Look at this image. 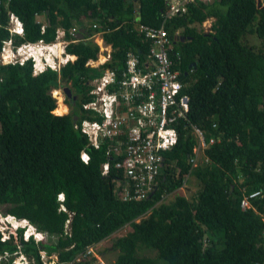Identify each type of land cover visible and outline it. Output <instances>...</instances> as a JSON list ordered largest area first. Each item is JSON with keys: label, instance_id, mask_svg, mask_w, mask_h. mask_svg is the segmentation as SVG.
<instances>
[{"label": "trees", "instance_id": "obj_1", "mask_svg": "<svg viewBox=\"0 0 264 264\" xmlns=\"http://www.w3.org/2000/svg\"><path fill=\"white\" fill-rule=\"evenodd\" d=\"M166 1L9 0L5 7L2 0L0 23L6 25L10 11L23 26V38L13 37L15 45L52 42L58 26L66 31L77 26L89 34L90 25L98 24L108 29L103 38L118 61L129 50L139 52L141 61L146 44L129 23L162 27L171 39L170 56L178 54L176 68L189 102L187 128L180 126L177 144L162 154L157 190L143 200L123 201L114 184L123 176L114 167L122 155L107 157L104 144L94 149L73 128L84 117L79 104L89 101L87 81L97 74L84 67L96 57V46L78 41L65 48L75 60L61 69L59 81L72 85L77 107L62 116L53 114L56 104L49 94L58 87L56 73L34 77L30 62L0 64V207L54 239L45 244L19 239L21 251L35 264H43L41 250L56 253V264L69 262L127 224L129 232L113 244L119 250L113 264H159L138 256L139 244L155 251L162 264H264V103L257 102L264 100V0L197 2L170 19L162 18ZM37 14L46 19L43 34ZM208 19L210 31L199 30L197 25ZM250 33L260 41L257 51L242 42ZM7 37L0 28V47ZM190 126L204 134L206 146L204 163L191 169L197 190L187 198L181 192L188 189L187 159L195 146ZM82 151L88 154L86 163L80 160ZM105 162L109 169L103 176ZM253 191L259 196L242 210L243 195ZM167 195L170 200L162 198ZM17 249L12 239H0V255Z\"/></svg>", "mask_w": 264, "mask_h": 264}, {"label": "built area", "instance_id": "obj_2", "mask_svg": "<svg viewBox=\"0 0 264 264\" xmlns=\"http://www.w3.org/2000/svg\"><path fill=\"white\" fill-rule=\"evenodd\" d=\"M214 0H167L162 18L170 19L178 13H184L188 4L197 2L210 4ZM9 0L4 3L7 6ZM2 4V0H0ZM197 25L198 29L206 30ZM210 27V25H209ZM95 28V25H93ZM132 28L138 33L139 40L146 44L144 58H139V52L129 50L123 61L114 57L110 45H105L99 33H91L90 37L99 47L97 57L89 59L84 67L87 72H96L87 81V96L89 101L80 103L79 113L83 119L77 122L73 128L81 134L86 135L89 143L94 149L101 145L106 146V156L110 154L122 155L120 161L114 167L121 169L123 176L114 181L118 196L123 201L143 200L154 193L159 186V179L163 174V153L170 151L178 141L180 126L186 129L189 123L187 114L189 112L188 97L182 93L183 85L179 80V71L176 68L177 53H173L171 39L166 30L154 28L143 24H133ZM6 29L11 34L22 32L20 22L8 12ZM43 31V27L41 28ZM72 29L70 34H73ZM175 32L173 38L178 36ZM63 37V32L57 30V38ZM90 39V38H89ZM77 40H60L57 45L64 48L67 44ZM39 43H42L39 41ZM33 44L25 43L18 48L29 49ZM12 47L11 39L3 41L0 59L3 62H16L8 47ZM17 48V49H18ZM172 57L174 60H172ZM66 58L63 62H66ZM115 61V62H113ZM122 62L121 66L117 63ZM21 63V62H19ZM112 64V67L109 65ZM59 93H61L59 91ZM55 97V96H54ZM56 98V97H55ZM64 97L61 99V103ZM191 134L195 140L193 154L188 158L192 167L203 163L202 157L206 146L205 137L202 132L194 126H190ZM212 144L213 140H209ZM85 151L80 153L83 163L88 161ZM111 160V158H109ZM109 164L101 165V174L105 176ZM61 197V195H59ZM259 196V191H253L240 201V208L247 210L251 208V200ZM167 197H162L167 199ZM137 222V220H135ZM264 238V232L262 233ZM37 236V240H39ZM101 242L92 244L84 251L77 253L74 258L66 264L86 263L105 264L101 258ZM15 244L18 245L17 241ZM40 261L43 264H55L57 255H46L40 251ZM19 253L10 257L9 254L0 255L1 262L8 264H33V260Z\"/></svg>", "mask_w": 264, "mask_h": 264}, {"label": "clouds", "instance_id": "obj_3", "mask_svg": "<svg viewBox=\"0 0 264 264\" xmlns=\"http://www.w3.org/2000/svg\"><path fill=\"white\" fill-rule=\"evenodd\" d=\"M215 1V0H214ZM213 1V2H214ZM212 2V3H213ZM1 5V4H0ZM207 5V4H205ZM5 6V5H4ZM8 6V5H7ZM5 6V7H7ZM9 13L13 14L12 12L8 11ZM8 12L6 13V16H7V21H6V25H2L0 23V28H3L5 29L7 32L8 30L6 29L7 27V22H8ZM17 19L18 17L13 14ZM38 16H41L40 14H37L35 16V19H36V22L38 23ZM18 21L20 22V20L18 19ZM206 21H210V27H209V31H210V28H211V20L208 19ZM204 21V22H206ZM138 21H133L130 24V26H132L133 24H136ZM45 25L46 24H40V31H41V34L44 33V29H45ZM93 25H95V28H93ZM122 25H128L127 22L123 23ZM20 26L22 28V32L20 34H17V33H14V34H11L8 32L9 34V37H7V39H11L12 40V43H13V46L11 47H8V50L10 52L13 53L14 55V58L17 59L16 62L12 63V62H3L1 61L0 59V64L1 65H16V64H19V65H23L27 62H30L31 64V75L32 76H38L44 72H47V71H51V72H54L56 73L57 75V82H58V87L57 88H52L50 91H49V94L50 96L55 100V104H56V108L60 105H63L67 108L66 112L63 113V115H66L67 113H69V105L67 104V100H71V99H68L65 95V93L63 92V88H65V86H62L63 84L65 83H60L59 81V75H60V72H61V69L66 66L69 62H73L75 60V56H70L68 54H66L65 52V48L66 45L64 48H62L61 46H58L57 43L62 39V40H77L76 42L78 41H90L93 45L96 46L97 48V53H98V50H99V47L96 43L93 42V38L90 37L91 33H99L100 34V37L101 39L103 40L104 44L105 45H110L108 43H106L104 41V38H103V32L104 31H108V29L106 28L105 30H101L99 29V25L98 24H91L90 25V32L88 34L87 32V29H84V28H79L77 26H73L71 27L67 32L70 34L71 30L72 29H75V33L78 34L79 32V29H83L84 30V34H83V38L82 39H65V31H63L61 28H56V31H55V36H54V40L52 42H45L41 39L35 41V42H26V41H23L21 42L20 44L18 45H15L14 42H13V37L14 36H17L19 38H23L24 36V32H23V26H22V23L20 22ZM43 27V31L41 30V28ZM122 27V26H120ZM89 29V28H88ZM57 30L58 31H62L63 32V37H58L57 38ZM133 30V28H132ZM201 30V29H200ZM203 31V30H202ZM203 32H208V31H203ZM72 35V34H71ZM90 38V39H89ZM7 39H5L4 41H6ZM39 41H41L42 43H39ZM76 42H73V43H76ZM25 43H29V44H33V46L31 45V47L29 49H22V50H19V46L25 44ZM71 44V43H69ZM2 46H3V41H2V44H1V47H0V53L2 52ZM111 46V45H110ZM19 47V48H18ZM18 48V49H17ZM112 48V46H111ZM113 49V48H112ZM97 53H96V57H97ZM95 57V58H96ZM67 59L66 62H63L64 59ZM94 58V59H95ZM88 61V60H87ZM86 61V62H87ZM21 62V63H19ZM85 62V63H86ZM85 65V64H84ZM69 83V82H67ZM70 84V83H69ZM68 88V87H66ZM71 92V95L75 98V101H76V94H75V91L73 88H68ZM59 91L61 93H59ZM74 92V94H73ZM56 98H55V97ZM62 97H64V100L62 101L61 103V99ZM80 105V104H79ZM79 107V106H78ZM55 108V109H56ZM81 107H79L80 109ZM53 114L54 115H58V116H62V115H59V114H56L54 111H53ZM178 142V141H177ZM176 142V144H177ZM175 144V145H176ZM173 145L172 148L175 146ZM171 148V149H172ZM167 152V151H166ZM87 153V152H86ZM205 155V153H204ZM189 158V157H188ZM187 162H188V159H187ZM204 163V162H203ZM188 164H191L188 162ZM201 164V163H199ZM198 164V165H199ZM197 165V166H198ZM196 167V166H195ZM192 168L194 167H190V170L189 172H191ZM195 169V168H194ZM193 169V170H194ZM61 195V197L59 196ZM64 200V197H63V194H58L57 195V201L59 202H63ZM145 217V216H143ZM142 217V218H143ZM139 222L140 219H137ZM136 222V221H135ZM136 222V223H137ZM128 225V224H127ZM126 226V225H124ZM122 226V227H124ZM20 230V231H19ZM45 234V235H44ZM113 234V233H112ZM37 236H39V240H37ZM46 236L48 237L47 233L45 232H42L40 231L35 225H33L32 223H30L28 220L26 219H17L15 218L14 216L12 215H9V214H5L4 216H0V239L1 241H7L9 239H12L13 242L15 243L17 241L18 245L16 244V246L18 247L17 251L10 255V257H13L14 255H18L19 253L23 254L24 256H26L20 249V244H19V239H21L23 242H28L29 239H32L34 241L35 244L37 243H44L45 239H46ZM101 242V241H99ZM97 242V243H99ZM95 244V243H94ZM101 244V243H100ZM92 245V244H91ZM90 246V245H89ZM101 246V250L102 252L104 251L105 247L104 245H100ZM88 247V246H87ZM41 250V249H40ZM85 250V249H84ZM83 250V251H84ZM43 251V250H41ZM40 252V251H39ZM80 253V252H79ZM7 254V253H6ZM52 254H56V253H52ZM51 254V255H52ZM57 255V254H56ZM49 256V255H48ZM27 257V256H26ZM28 258V257H27ZM29 259H32V258H29ZM28 259V260H29ZM39 259H40V254H39ZM33 262H34V259H32ZM30 261V260H29ZM58 262V260H57ZM56 262V263H57ZM55 263V264H56ZM67 263V262H66ZM64 263V264H66ZM8 264V263H7ZM35 264V262L33 263ZM78 264H82V263H78ZM83 264H86V263H83Z\"/></svg>", "mask_w": 264, "mask_h": 264}, {"label": "rangeland", "instance_id": "obj_4", "mask_svg": "<svg viewBox=\"0 0 264 264\" xmlns=\"http://www.w3.org/2000/svg\"><path fill=\"white\" fill-rule=\"evenodd\" d=\"M209 25L210 23H204L203 26L206 30H209ZM242 42L246 44L247 46L253 48V50L257 51L260 48V41L257 39L254 33H250L246 35L243 39ZM62 86L72 88V85L69 83H65ZM74 94V92H73ZM76 94V92H75ZM74 102V103H73ZM258 105L260 106L262 103H264V100L261 98H257ZM67 104L69 105V110L70 108L77 107L76 101L74 100H68ZM194 170L190 172L189 179L187 181V187L188 189L186 191L181 192L182 195H184L187 198H190L195 191L197 190V181L194 179ZM170 196H173L170 195ZM171 198V197H170ZM170 198H167L166 200H170ZM4 209L5 207H0V216H4ZM138 221V220H137ZM129 226L126 225L124 227H121L117 231H115L113 234L109 235L108 237L104 238L101 240V244L104 245L105 249L102 252L101 258L103 259V263L105 264H113L115 261L116 257L119 254V250L113 245L115 242L121 240L122 238L125 237V235L129 232ZM45 235V234H44ZM222 235L221 232H215L214 237L215 238H220ZM54 240V239H52ZM49 237L46 236V239L44 243H51L52 241ZM138 256L140 257H149L155 259L159 264H162L163 261L157 257L156 252L151 250V249H146L143 247V245L139 244V250H138Z\"/></svg>", "mask_w": 264, "mask_h": 264}, {"label": "water", "instance_id": "obj_5", "mask_svg": "<svg viewBox=\"0 0 264 264\" xmlns=\"http://www.w3.org/2000/svg\"><path fill=\"white\" fill-rule=\"evenodd\" d=\"M260 0H257V3L259 2ZM83 34H84V30L83 29H79V32H78V34H77V36H76V38H78V39H82L83 38ZM192 67H195L196 66V64L195 63H193L192 65H191ZM63 92L65 93V95H66V97L68 98V99H71V100H75V98L71 95V92H70V90L68 89V88H63ZM204 239H205V236H204Z\"/></svg>", "mask_w": 264, "mask_h": 264}, {"label": "crops", "instance_id": "obj_6", "mask_svg": "<svg viewBox=\"0 0 264 264\" xmlns=\"http://www.w3.org/2000/svg\"><path fill=\"white\" fill-rule=\"evenodd\" d=\"M38 18V23L39 24H46V19H45V16H44V14H41V16H38L37 17ZM138 24H141V23H139V22H137ZM147 26V25H146ZM58 28H61V27H59L58 26ZM63 31H65V39H78V38H76V36H77V33H75V34H69L66 30H64L63 28H61ZM200 30V29H199Z\"/></svg>", "mask_w": 264, "mask_h": 264}, {"label": "bare ground", "instance_id": "obj_7", "mask_svg": "<svg viewBox=\"0 0 264 264\" xmlns=\"http://www.w3.org/2000/svg\"><path fill=\"white\" fill-rule=\"evenodd\" d=\"M66 110H67V108H66L65 106L60 105V106H58V107L54 110V112H55L56 114L63 115V113H65Z\"/></svg>", "mask_w": 264, "mask_h": 264}]
</instances>
